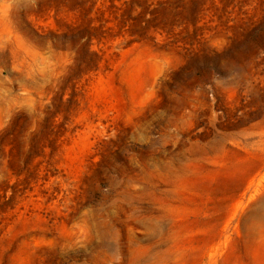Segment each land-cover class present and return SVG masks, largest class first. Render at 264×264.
Here are the masks:
<instances>
[{"label":"rangeland","instance_id":"1","mask_svg":"<svg viewBox=\"0 0 264 264\" xmlns=\"http://www.w3.org/2000/svg\"><path fill=\"white\" fill-rule=\"evenodd\" d=\"M0 264H264V0H0Z\"/></svg>","mask_w":264,"mask_h":264}]
</instances>
